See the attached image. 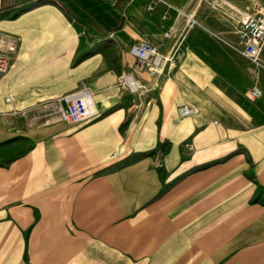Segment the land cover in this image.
I'll use <instances>...</instances> for the list:
<instances>
[{"label": "crops", "instance_id": "0c3cea01", "mask_svg": "<svg viewBox=\"0 0 264 264\" xmlns=\"http://www.w3.org/2000/svg\"><path fill=\"white\" fill-rule=\"evenodd\" d=\"M225 10L238 0H0V252L23 253L13 264H264V40L253 66L224 42ZM138 41L161 63L137 65ZM80 89L87 120L16 114ZM24 226L22 243L1 242Z\"/></svg>", "mask_w": 264, "mask_h": 264}, {"label": "built area", "instance_id": "2783aa9c", "mask_svg": "<svg viewBox=\"0 0 264 264\" xmlns=\"http://www.w3.org/2000/svg\"><path fill=\"white\" fill-rule=\"evenodd\" d=\"M113 1V0H108ZM189 24L194 20L188 18ZM238 43L240 48L237 49L238 53L246 58L252 65L259 66V52L261 50L264 40V8L255 7L243 15L235 28ZM8 49L11 45L7 46ZM129 51L134 55L137 65L156 66L161 63L160 56L157 53L155 45L145 41L133 42ZM7 68V59L0 53V73L4 72ZM134 81L129 75L119 74L116 77V82L121 85H126L130 88L133 86ZM136 83V81H134ZM138 88V83L136 87ZM259 94V88L252 86L248 89V96L255 97ZM7 100V98H5ZM64 101L63 108H59V118L70 122L78 123L80 121L89 119L96 114V109L93 104L91 93L86 89H80L75 92L68 93L63 96ZM193 112V109L181 105L179 107V113L181 115H187Z\"/></svg>", "mask_w": 264, "mask_h": 264}, {"label": "rangeland", "instance_id": "374dc122", "mask_svg": "<svg viewBox=\"0 0 264 264\" xmlns=\"http://www.w3.org/2000/svg\"><path fill=\"white\" fill-rule=\"evenodd\" d=\"M238 3H239V11H224V12H219L218 13V17L221 18V20L223 21V33H224V36H234V41L233 42H226L225 39H224V42L227 46H229L230 48H233L234 50L236 49H239L240 48V44L238 43V39L236 38L235 34L233 33V27L235 25V23L237 22V20L239 18H241L243 15H245L246 13H248L250 10H253V8L255 7H262L264 8V0H238ZM224 4L226 5L227 4V0H224ZM215 14V13H213ZM191 19L194 20L195 22V19L193 17H189ZM193 22V23H194ZM189 23V21H188ZM191 23V24H193ZM210 34H213L215 35L214 33H210ZM251 64V63H250ZM252 65V64H251ZM255 66V65H253ZM7 98V97H4V99ZM61 104H58L59 106H55L54 108L51 107L50 109H48L49 113L46 112L44 113V107H36V108H22V109H17L16 110V114H25L27 112H30L32 111L33 113H31L33 116V119L37 120V122H39L40 120H38L41 115H51V116H54V117H58L59 118V108H63L64 106V101L61 100L60 101ZM96 115V114H95ZM62 120V119H61ZM87 120V119H86ZM34 121V120H33ZM22 203L21 202H18L16 204L17 205H21ZM6 206V205H4ZM2 227V226H1ZM25 228L26 226H24L20 232H21V235L20 236H15V237H11L9 239V236L6 234L4 236H1V242L2 243H5V245H7L8 243H16V244H20L22 243V240H23V234H24V231H25ZM7 229V228H5ZM21 238V239H20ZM22 256L23 257V253H15V252H8V251H1L0 252V264H13L14 262H12V260H17L19 257L18 256Z\"/></svg>", "mask_w": 264, "mask_h": 264}, {"label": "bare ground", "instance_id": "6f19581e", "mask_svg": "<svg viewBox=\"0 0 264 264\" xmlns=\"http://www.w3.org/2000/svg\"><path fill=\"white\" fill-rule=\"evenodd\" d=\"M133 86H130V89H133L134 87H136V83L134 81H132Z\"/></svg>", "mask_w": 264, "mask_h": 264}]
</instances>
